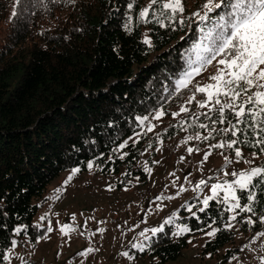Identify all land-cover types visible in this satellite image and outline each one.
Returning a JSON list of instances; mask_svg holds the SVG:
<instances>
[{
    "label": "trees",
    "instance_id": "trees-1",
    "mask_svg": "<svg viewBox=\"0 0 264 264\" xmlns=\"http://www.w3.org/2000/svg\"><path fill=\"white\" fill-rule=\"evenodd\" d=\"M183 2L184 17H189L205 0ZM129 3H133L131 10ZM149 3L0 0V264L13 242L26 238L35 242L41 237L35 218L48 201L51 183L62 173L75 168L87 172L91 162L97 172L115 179L117 189L136 182L145 186L149 174L140 163L146 152H151L146 160L153 166L161 142L180 139L185 130L208 137L213 127H229L227 122L213 123L215 112H200L197 101L205 99L203 94L174 90V81L187 66L186 57L195 58L190 49L199 42L198 25L161 27L151 13L148 22H142L139 12ZM145 38L151 46L143 43ZM193 95L196 99L189 102ZM182 106L188 111L183 120L173 123L171 117ZM162 109L167 125L146 132V120ZM201 123L208 127L201 129ZM133 138L137 139L130 142ZM230 138L236 139L230 133L213 132L202 144ZM125 141L127 147L120 150ZM236 147L256 153L259 166H264V153L258 147L244 143ZM221 149L234 151L227 147L214 151ZM245 203L242 198L241 204ZM199 207L191 201L165 215L180 212L178 223L190 231L174 235V227L168 226L140 255L157 264L176 262L202 235L218 228L202 253L215 256L224 250L220 264H227L242 253L236 231L249 238L264 232L258 219L264 215L260 189L251 216L254 226L244 222L251 214L241 213L228 229L230 212L221 198L212 199L204 211ZM262 256L264 262V252Z\"/></svg>",
    "mask_w": 264,
    "mask_h": 264
},
{
    "label": "rangeland",
    "instance_id": "rangeland-1",
    "mask_svg": "<svg viewBox=\"0 0 264 264\" xmlns=\"http://www.w3.org/2000/svg\"><path fill=\"white\" fill-rule=\"evenodd\" d=\"M216 70L217 62L195 77L188 89L194 90L193 85L213 83L210 76L216 74ZM181 108L185 107L175 111L174 114L179 115L171 117L173 123L183 120L186 112H181ZM209 108H201L200 112ZM157 112L164 114L156 119ZM157 112L144 123L146 132H156L167 125L164 110ZM149 127L152 131L147 130ZM197 135L202 139H195ZM197 135L185 130L180 139L161 142L153 166L146 160L151 152H146L140 163L143 169H150L145 186L136 182L132 187L117 189L114 178L102 175L94 167L75 175L72 170L62 173L51 183L46 194L48 201L35 218L38 230L42 231L41 237L35 242L27 238L15 242L6 253L4 264H157L149 256L140 255L149 248L152 240L168 226L174 227L176 235L184 234L179 232L181 227H185L178 223L180 212L167 218L165 215L179 211L191 201L200 203L199 208L202 209L204 198L212 196V184L231 182L234 179L231 173L259 166L257 155L253 157V153L241 150L243 159L237 162L234 151H214L212 145L202 144L204 134ZM190 136L192 140H188ZM188 148L194 151L190 154ZM208 153L211 155L205 159ZM225 157L231 160L230 164L226 163ZM219 168L222 169L219 171ZM225 172L229 175L226 176ZM70 176L71 180L68 179ZM200 180L206 181V186L196 189ZM223 195L221 191L216 198L222 199ZM233 214L230 213V223ZM169 219L173 222L165 223ZM156 223L159 225L154 226ZM65 224L69 226L67 235L60 231ZM161 227L163 231L156 235L150 231ZM141 232L145 235L141 236ZM211 238L207 234L202 235L178 261L168 264H220L224 250L215 256L202 253L204 244ZM141 243L144 251L132 246ZM236 245L241 247L242 253L227 264H262L264 236L249 238L236 231ZM88 248L93 251L81 255ZM124 252L128 255H122Z\"/></svg>",
    "mask_w": 264,
    "mask_h": 264
},
{
    "label": "snow or ice",
    "instance_id": "snow-or-ice-1",
    "mask_svg": "<svg viewBox=\"0 0 264 264\" xmlns=\"http://www.w3.org/2000/svg\"><path fill=\"white\" fill-rule=\"evenodd\" d=\"M128 8L131 10L133 3H129ZM184 12L183 0H150L149 5L139 12L142 22H148L151 13L161 27H167L173 23H178L181 28L186 24L188 26L192 23L198 25L199 42L190 49L195 58L193 59L191 55L186 57L187 66L179 78L174 81L175 92L179 94L182 90L188 89L195 77L216 61V74L210 76L213 83L203 86L193 85V87L195 93H201L205 97V99L197 101L200 108H209V105H212L209 112H215L217 115V120L213 123L227 122L229 127L220 130L213 127L208 132V137H203V139L212 137L213 132L219 134L220 131L225 135L230 133L231 137H236V139L230 138L214 144L212 147L233 149L237 162L243 159L240 148L236 147L240 143L249 147H258L260 152L264 153V0H205L201 9L191 16L184 17ZM165 20L169 23L165 24ZM201 25L210 26L205 28ZM143 43L151 46V41L148 38H145ZM195 99L196 97L193 95L189 97V102ZM180 111L187 112L188 109L181 108ZM163 114V112H157L155 118L159 119ZM174 115H179V113ZM205 115L211 119L207 113ZM146 119L147 117L141 119L140 123L143 124ZM199 127L205 129L208 126L201 123ZM147 130L152 131V128L149 127ZM192 139L193 137H188V140ZM195 139L200 140L202 137L197 135ZM118 147L120 150L126 148L127 141ZM187 150L190 154L194 151L193 148ZM208 155L211 153L206 154L204 158L207 159ZM255 156L256 153H253V157ZM225 161L228 164L231 163L228 157H225ZM244 162L252 163L250 160H244ZM93 166L91 162L88 164L89 169H92ZM79 171V168L73 169V175ZM145 171L150 172V169L145 168ZM225 175L227 176L229 173L225 172ZM231 175L234 177L231 182L226 180L223 183L211 185L212 196L204 198V207L200 210L204 211L209 206V201L215 199L222 191L224 193L222 200L226 210L234 213L231 216V221L236 220L238 214L249 213L251 215L244 222L254 226L256 221L251 216L256 212L257 189L264 192V166L250 167L238 173L233 172ZM68 179L71 180L72 177L70 176ZM201 185L206 186V181L200 180L196 189H200ZM238 193L246 195L241 196ZM242 198L247 203L241 204ZM258 219L259 223L264 226V215ZM172 222V219L165 221V223ZM226 227L231 229V223L229 222ZM67 230H69L67 224L60 229L65 235H67ZM16 231L19 234L20 229ZM48 231H52V229L48 228ZM150 231L156 235L162 232L163 228H152ZM189 231L190 229L186 226L179 229L180 233ZM218 231L220 229H213L207 235L215 237ZM173 234L176 235V233ZM140 235L144 236L145 233L141 232ZM260 235L264 236V232H261ZM132 246L139 251L145 250L142 243ZM92 251V248H88L81 255H87ZM122 255L127 256L128 253L124 252Z\"/></svg>",
    "mask_w": 264,
    "mask_h": 264
}]
</instances>
